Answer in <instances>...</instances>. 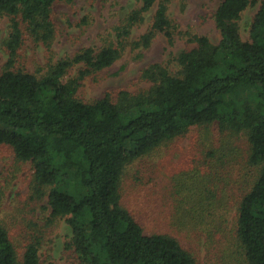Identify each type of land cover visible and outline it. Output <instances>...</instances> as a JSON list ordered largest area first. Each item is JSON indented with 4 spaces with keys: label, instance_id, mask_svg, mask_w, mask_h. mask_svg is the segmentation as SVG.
Wrapping results in <instances>:
<instances>
[{
    "label": "trees",
    "instance_id": "16d2710c",
    "mask_svg": "<svg viewBox=\"0 0 264 264\" xmlns=\"http://www.w3.org/2000/svg\"><path fill=\"white\" fill-rule=\"evenodd\" d=\"M57 1L0 0V18H8L7 59L0 69V145L9 146L17 161L32 163V196L46 197L50 219H65L79 264H194L174 236L144 233L122 206L119 184L135 159L191 126L210 125L245 135V153L232 160L243 159L253 182L237 202L234 234L247 264H264V0L250 23L249 39L241 38L238 20L256 0H221L213 14L217 43L188 35L194 46L173 57L174 69L152 63L141 70L147 88L106 92L89 101L77 96L82 81L109 67L128 44L147 47L157 34L173 42L170 0H139L140 6L113 26L112 40L59 58L39 74L29 72L18 64L20 47L24 38L49 45ZM152 8L145 32L129 42ZM73 68L75 74L68 76ZM228 157L210 149L203 168L184 174L180 188L196 183L198 197H187L194 206L181 214L175 204L173 221L182 215L203 223L216 212L213 204L223 199L213 191L211 175L217 169L219 176ZM0 264H39L38 243L28 242L19 255L0 223Z\"/></svg>",
    "mask_w": 264,
    "mask_h": 264
},
{
    "label": "rangeland",
    "instance_id": "374dc122",
    "mask_svg": "<svg viewBox=\"0 0 264 264\" xmlns=\"http://www.w3.org/2000/svg\"><path fill=\"white\" fill-rule=\"evenodd\" d=\"M221 0H170L168 16L176 26L174 40L169 43L157 34L147 47L128 44L120 57L109 67L87 76L77 96L94 100L106 92L121 89L138 92L149 86L140 76L149 64L160 63L174 69L173 57L194 43L188 35H205L217 43L219 33L213 14ZM248 6L238 23L243 40L249 39V26L260 2ZM139 0H60L53 5L54 37L48 46L24 38L18 64L39 74L49 63L70 56L85 47L97 49L112 40L113 26L118 24ZM154 8L145 21L133 28L129 42L138 39L149 26ZM7 17L0 18V69L7 59L3 38L7 34ZM71 69L68 76L75 74ZM232 148V149H231ZM247 148L245 135L221 132L215 125L191 126L182 136L162 143L155 150L129 163L120 180V202L139 222L144 233H165L174 236L192 255L194 264H247L235 239V211L240 197L252 184V170L240 158ZM214 149L227 153L228 162L211 175L216 191L223 200H216V209L203 223H194L181 215L173 221L171 213L178 203L179 214L194 206L187 197L193 186L180 188L184 174L203 168L206 152ZM33 165L17 161L12 149L0 145V223L7 230L17 253L21 255L28 242L38 243L39 264H79L69 246L70 232L64 218H49L47 199H36L30 189ZM216 178H215V177ZM177 190V191H176ZM176 191V193H175ZM174 199L178 202L174 203ZM181 203V204H180ZM208 220V222H207Z\"/></svg>",
    "mask_w": 264,
    "mask_h": 264
}]
</instances>
